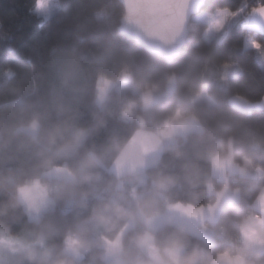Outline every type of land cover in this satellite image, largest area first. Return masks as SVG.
Returning <instances> with one entry per match:
<instances>
[{"label":"trees","instance_id":"16d2710c","mask_svg":"<svg viewBox=\"0 0 264 264\" xmlns=\"http://www.w3.org/2000/svg\"><path fill=\"white\" fill-rule=\"evenodd\" d=\"M259 2L208 0L204 9L236 10L243 6V11L230 17L222 36L212 40L204 36L208 23L193 17L182 54L169 63L119 30L125 13L120 0H57L58 10L49 18L37 13L38 0H0V179H11L0 188V225L11 235L25 238L27 248L51 249L54 258L64 257L69 237L80 238L87 247L81 249L82 258L75 257V264H109L103 239L115 240L123 231L122 251L126 259L133 261L147 259L135 244V237L146 231L154 234L157 245L179 235L189 251L200 246L214 257L227 252L226 246L217 241L210 243L184 227L186 231L180 232L182 226L175 223L149 229L138 218L141 200L116 192V186L128 180V174L118 176L111 167L139 129L158 131L179 109L194 114L203 124V131L176 137L175 144L167 146L157 163L145 170L144 184L128 181L130 186L142 189L161 174L175 178L166 198L156 206L158 214L171 203H213L216 196L207 191L213 157L231 143L236 162L248 160L263 171L261 184L232 177L230 186L242 185L244 198L234 206L226 204L214 228L216 239L221 227L235 233L234 220L250 212L264 186V107L243 110L231 103L234 95L253 102L264 99V66L257 58V49L246 44L249 36L264 43V35L245 27V16ZM233 63L240 70L223 79L224 67ZM125 71L132 74L134 86L111 89L100 105V78L118 81ZM173 73L177 87L165 94ZM204 86L214 104L194 101ZM153 87L163 93L161 99L147 110L137 107L135 111L144 125L137 117H124L133 103H142L143 90ZM35 121L40 124L41 136L63 124L83 129L87 135L77 151L54 158L46 167L37 155L38 146L27 132L19 131L21 126ZM172 146H178L182 154L177 155ZM92 150L104 153L103 165L93 169V180L49 193L52 201L38 219L30 218L25 204L12 207L17 186L36 180L43 184L62 183L49 179L46 173L56 166L75 169ZM214 183L217 188L224 186V181ZM103 189L105 197L100 199ZM118 194H122L121 203L135 215L120 219L109 230L95 221L94 213ZM134 218H138L135 225L128 227ZM40 237L46 240L41 247ZM20 252L16 264H35L23 250Z\"/></svg>","mask_w":264,"mask_h":264},{"label":"clouds","instance_id":"9594fccd","mask_svg":"<svg viewBox=\"0 0 264 264\" xmlns=\"http://www.w3.org/2000/svg\"><path fill=\"white\" fill-rule=\"evenodd\" d=\"M131 116V111L125 113ZM192 127H195L194 125ZM28 135L32 143L38 146L37 155L41 158L44 166H49L54 158L68 156L77 151L86 138V131L71 124L57 125L47 131L43 136L40 135L39 125L33 123L28 130ZM118 146V145H117ZM177 155L182 153L178 146H172ZM104 163V153L95 150L89 151L82 158L75 169L65 168L60 171L59 176L62 184L60 190L70 188L77 183L88 182L94 179L93 169L101 167ZM127 179L144 184L145 177L139 170H132L128 173ZM11 179H0V188L10 183ZM174 177L159 175L153 179L152 188L142 197L138 206L140 218L146 225L151 226L158 213L156 206L161 198H166V194L175 184ZM32 188L29 185L17 186L12 194V207L28 204L31 198ZM122 194H118L98 207L94 213V219L99 224L109 230L114 228L120 219L133 217L135 214L130 212L122 203ZM235 205L233 198L226 202ZM173 217H168L169 222ZM250 217H244L242 223L247 226ZM186 230L181 227L180 232ZM225 230L221 229V236L217 242H223ZM136 246L143 250L145 248L153 250L152 259L147 264H221L223 257H214L213 254L200 246L193 247L190 251L182 236L174 235L166 241L157 245L154 234L151 231L138 234L135 237ZM87 244L80 238H74L65 249L64 257H55L51 249L37 250L32 247L25 248L23 254L35 264H75V257L80 254L81 249H85ZM230 264H264V229L254 231L251 235H246L241 244L228 250ZM113 264H146L137 258L136 260L126 259L121 249L112 251ZM68 257H72L69 259Z\"/></svg>","mask_w":264,"mask_h":264},{"label":"crops","instance_id":"0c3cea01","mask_svg":"<svg viewBox=\"0 0 264 264\" xmlns=\"http://www.w3.org/2000/svg\"><path fill=\"white\" fill-rule=\"evenodd\" d=\"M224 69L222 78L226 79L231 73L240 70V66L233 63L226 65ZM152 89L155 90H151L153 91L151 104L144 107L143 99L141 103L142 105L138 106L140 109L147 110L161 99L163 93L156 87H153ZM173 91H169L166 87L165 94ZM199 98L200 94L195 97L194 101H199ZM231 102L238 107L239 105L237 102L243 103L242 100H231ZM246 106L248 105L246 104ZM254 106L264 107V105H261L260 103H255ZM136 109V106L131 105L128 110L132 111L133 117H137L139 121L142 117L140 115H136ZM141 124L144 125V122ZM193 125L195 127H192ZM203 129V124L194 114H185L182 109H179L173 116L170 117L167 124L158 131H151L145 128L139 129L121 151L120 155L112 165L111 170L118 176L128 174L132 170H139L144 175L145 170L149 166L157 163L162 151L172 143L175 144L176 137L185 136L193 131H203ZM65 168L67 167L56 166L50 169L46 173V176L49 179L61 180L59 173ZM234 176L241 179L256 180L257 183L261 184L263 171L260 168L254 167L248 160H246L243 164L236 162L232 156V144L230 143L227 149L213 157L212 179L207 185V191L210 195L216 196L215 202L202 206L187 205L180 202L171 203L167 206L164 213L157 215L151 226H146L149 229H157L169 222L168 217H173L174 219L171 223L182 226L202 236L206 241L214 244L216 242L214 225L218 221L224 206L227 204L226 202L232 200L233 198H235L236 203L240 202L245 195V188L240 184L217 188L214 181H225ZM25 185H29L32 188L30 201L28 204H25V207L28 212L34 211L41 214L52 201L50 194L41 181L36 180ZM255 213H258V215H255ZM244 217H250V221L247 226L242 223ZM138 218L141 219L139 215ZM135 223H129L128 227L135 225ZM241 223L244 237H246V235H251L254 231L264 229V186L259 191L254 203L252 204L250 212L241 218ZM123 233L124 231L121 233V236ZM121 236L115 240L104 238V246L117 242L122 250ZM74 238L75 237L70 238L68 243H70ZM152 253L153 250L147 248L143 250L140 249L139 251L140 255L147 257V259H142V261L146 262V264L152 259ZM221 256L223 257L221 264H230L228 252H220L217 255V257ZM76 258H82L81 251ZM105 258L109 264H113V258L107 259L106 255Z\"/></svg>","mask_w":264,"mask_h":264},{"label":"water","instance_id":"95a60500","mask_svg":"<svg viewBox=\"0 0 264 264\" xmlns=\"http://www.w3.org/2000/svg\"><path fill=\"white\" fill-rule=\"evenodd\" d=\"M125 13L119 30L151 53L174 62L183 52L189 36V24L208 0H120ZM245 27L264 35V21Z\"/></svg>","mask_w":264,"mask_h":264},{"label":"rangeland","instance_id":"374dc122","mask_svg":"<svg viewBox=\"0 0 264 264\" xmlns=\"http://www.w3.org/2000/svg\"><path fill=\"white\" fill-rule=\"evenodd\" d=\"M57 10H58L57 0H38L36 11L40 16L45 17V18H49ZM194 18L206 21L208 23V27L204 33V36L207 40L217 39V38L221 37L222 34L225 32V30H226V28L230 22V18H229L228 23L225 25V27L222 30L217 31L215 26H214V20L216 19V10H207L204 8L199 13L195 14ZM253 40L254 39L249 36L247 38L246 44L252 46L251 42ZM257 58H258L259 62L264 66V49L263 48H260L259 50H257ZM133 86H134V83H133V79H132V74L129 71H125L121 75V77L118 81H113V80H109L105 77H101L99 80V87H98L99 94H98L97 101L100 105L104 104V102L106 101V99L108 97L109 91L111 89L117 88L120 90H126L130 87H133ZM176 87H177L176 74L173 73L170 77L169 83L167 84V89L169 91H173L176 89ZM151 90H155V89L149 88V89L143 90V92H142V98L144 99V101H143L144 107L151 104V97H153V91H151ZM231 100L232 101L242 100L243 103L237 102V104L239 105L238 108L243 109V110H251L254 107L255 103H260L261 105H264V99L261 101L253 102V101H251V100H249L246 97H243L241 95H234L231 98ZM199 101L200 102H207L208 104H214L215 100L209 94L208 87L205 86L202 89V91L200 92ZM245 103L248 106H246ZM140 105H142V104L141 103H133L132 104V106H136V107H138ZM128 111L129 110H126L124 112V117L132 118L133 114L131 116H127L125 114ZM131 113H132V111H131ZM139 121L141 123L145 122L142 118ZM33 123H37L40 127V124L38 121H35ZM33 123L31 125L21 126L19 128V131H25L28 133V130L31 128ZM45 210H47V208H45L43 210V212ZM40 215L41 214H38L37 212L29 211V216L31 219H38L40 217ZM137 219L138 218L132 219L130 221V223H135L137 221ZM44 240H45L44 237H40L38 240V246L41 247L43 245V243L46 242V240H45V242H44ZM69 241H70V237L68 238V242ZM25 242H26L25 238H22L20 236L11 235L5 226L0 225V264H16V262L19 258V254L21 253L20 251L24 250L28 246V244H26ZM105 247L107 248L106 254H105L107 259L113 258V256L111 255L113 250L121 249L119 243H117V242H114L108 246L105 245Z\"/></svg>","mask_w":264,"mask_h":264},{"label":"built area","instance_id":"2783aa9c","mask_svg":"<svg viewBox=\"0 0 264 264\" xmlns=\"http://www.w3.org/2000/svg\"><path fill=\"white\" fill-rule=\"evenodd\" d=\"M232 181H233L232 178L225 180L224 186H230ZM152 183L153 181L150 183L149 186L146 185L142 189H139L138 186H130V182L128 180H121L118 186H116V192L117 193L122 192L126 194L129 198L141 200L142 197L145 195V193H148L150 189L152 188ZM61 184H62L61 182L47 183V184H44V186L46 190L48 191V193H52V192L57 191ZM104 191L105 189H103L98 195L100 199H104L105 197V194L103 193ZM255 215H258V213H255ZM234 226L236 228V231L234 234H231L230 232H228V230L225 227H221L218 232V239H219L221 236V229L223 228L225 230L226 235L224 236L223 242H217V244L226 246L227 252L229 249H232L236 247L237 245L241 244L242 241L245 239L242 233V223H241L240 218H236L234 220ZM218 239H216V241H218Z\"/></svg>","mask_w":264,"mask_h":264},{"label":"snow or ice","instance_id":"6c2138e0","mask_svg":"<svg viewBox=\"0 0 264 264\" xmlns=\"http://www.w3.org/2000/svg\"><path fill=\"white\" fill-rule=\"evenodd\" d=\"M243 11V6L236 10H232L229 8H218L216 10V19L214 20V26L217 31L222 30L225 25L228 23L229 18H235ZM260 21H264V0H260L258 6L252 7L250 10L249 16V24H255L256 19ZM252 46L259 50L260 48L264 47V43L258 40H253Z\"/></svg>","mask_w":264,"mask_h":264}]
</instances>
